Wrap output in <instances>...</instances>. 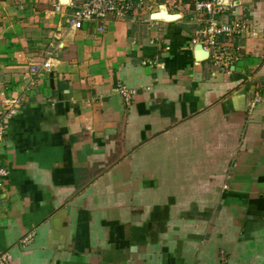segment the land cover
<instances>
[{
  "label": "crops",
  "instance_id": "0c3cea01",
  "mask_svg": "<svg viewBox=\"0 0 264 264\" xmlns=\"http://www.w3.org/2000/svg\"><path fill=\"white\" fill-rule=\"evenodd\" d=\"M85 1L0 0V112L17 102L0 142V254L264 264V0H219L218 23L256 33L219 39L239 55L229 74L197 49L191 0L72 29Z\"/></svg>",
  "mask_w": 264,
  "mask_h": 264
},
{
  "label": "built area",
  "instance_id": "2783aa9c",
  "mask_svg": "<svg viewBox=\"0 0 264 264\" xmlns=\"http://www.w3.org/2000/svg\"><path fill=\"white\" fill-rule=\"evenodd\" d=\"M194 16L205 23L200 29V45L207 52L208 59L213 67L221 73L229 74V64L238 58V54L220 38H232L241 36H256V33L239 21L230 23H218L215 18L224 16L225 4L219 0H191ZM153 0H86L81 6L74 9L67 19V23L72 29L78 30L85 22L99 21L104 22L106 18H125L126 15L136 11L149 10ZM100 30V28L98 29ZM51 64L45 61L41 64H30L29 72L38 74L41 71L49 72ZM117 92L123 99L125 105H128L134 96V92L124 85L117 87ZM259 103L257 94L249 103V111H251ZM4 108L0 112V142L5 137L6 126L15 114L17 107L16 101H7ZM7 177V171L0 166V190L2 189ZM33 234L29 233L21 239L23 248L32 243ZM10 257L8 253L0 254V264H8Z\"/></svg>",
  "mask_w": 264,
  "mask_h": 264
},
{
  "label": "water",
  "instance_id": "95a60500",
  "mask_svg": "<svg viewBox=\"0 0 264 264\" xmlns=\"http://www.w3.org/2000/svg\"><path fill=\"white\" fill-rule=\"evenodd\" d=\"M222 2H223V1H222ZM157 16H158V15H157ZM197 49L202 51V55H201V56H204V57L207 56V52L203 51L201 45L198 44Z\"/></svg>",
  "mask_w": 264,
  "mask_h": 264
}]
</instances>
